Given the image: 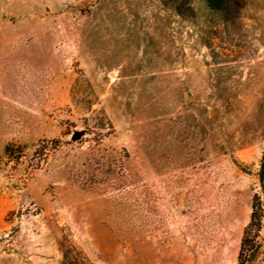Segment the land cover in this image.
<instances>
[{
	"label": "rangeland",
	"instance_id": "rangeland-1",
	"mask_svg": "<svg viewBox=\"0 0 264 264\" xmlns=\"http://www.w3.org/2000/svg\"><path fill=\"white\" fill-rule=\"evenodd\" d=\"M192 5L0 0V264H238L264 0Z\"/></svg>",
	"mask_w": 264,
	"mask_h": 264
},
{
	"label": "trees",
	"instance_id": "trees-1",
	"mask_svg": "<svg viewBox=\"0 0 264 264\" xmlns=\"http://www.w3.org/2000/svg\"><path fill=\"white\" fill-rule=\"evenodd\" d=\"M176 8V12L184 16L185 9L194 10L193 0H166ZM207 7L216 13L223 11L226 0H202ZM260 189L255 193L252 204V215L249 225L246 227L238 264H264L262 259L263 241L261 232L264 226V161L259 171Z\"/></svg>",
	"mask_w": 264,
	"mask_h": 264
},
{
	"label": "water",
	"instance_id": "water-1",
	"mask_svg": "<svg viewBox=\"0 0 264 264\" xmlns=\"http://www.w3.org/2000/svg\"><path fill=\"white\" fill-rule=\"evenodd\" d=\"M88 135V131L85 130H77L73 136H72V140L74 142H79L81 141L84 137H86Z\"/></svg>",
	"mask_w": 264,
	"mask_h": 264
}]
</instances>
